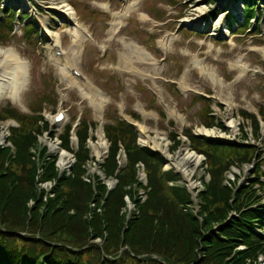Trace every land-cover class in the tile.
<instances>
[{"label":"rangeland","instance_id":"1","mask_svg":"<svg viewBox=\"0 0 264 264\" xmlns=\"http://www.w3.org/2000/svg\"><path fill=\"white\" fill-rule=\"evenodd\" d=\"M22 1L23 6L17 11L33 18L38 25L39 40L32 45L23 35V26L17 24L14 35L3 41L5 46L0 48L24 60L26 76L24 90L17 95L18 100L3 95L0 110L7 105L31 115L34 111L31 109L42 108L46 113L42 114L44 122L50 127L52 122L48 116L61 105L66 113V121L61 128L66 124H76L77 117L83 113L86 119L96 124L95 131H92L94 137L110 118L121 117L120 107L123 106L127 112L140 116L141 132L149 139L147 146L161 152L168 160L162 170L174 169L182 174L180 185L196 186V194L199 195L203 190L199 183L204 173L203 160L198 157L197 165L193 162L181 165L180 159L187 156L181 148L175 154L169 153L166 139L169 132L183 141L179 135L183 129H191L195 134L203 130L206 134L211 133L208 135L211 139L238 144L243 140L240 129L246 128L247 144L256 145L259 154L264 156V119L260 123L259 141L255 142L249 132L250 123L239 118L240 111L257 115L258 109L264 107V35L254 32L228 35L231 31L226 29L229 14L233 12L241 19L242 0H199L198 8L206 12L193 25L184 20L192 18L191 12L197 8L196 0H174L176 5L170 4L169 0H67L65 14L46 8L44 0ZM15 4L13 0H0L4 10L15 7ZM233 4L238 6V12L231 11ZM69 5L75 8V13L71 10L73 13L69 14ZM261 6L262 14V3ZM35 8L41 13H37ZM215 12L217 15L213 16ZM219 22L221 26L215 31ZM259 26L264 30V23ZM78 28L84 33L74 46ZM235 31L240 33L241 30ZM56 44L62 53L73 54L76 68L83 77L80 81L89 83L95 96L83 86L75 85L71 81V73L54 62L50 49ZM136 48L143 50L144 59L139 67L136 66L137 73L126 64L128 60L136 61L133 60ZM0 68L1 73V60ZM45 96L49 97L46 102L42 101ZM197 96H210L214 100L215 111V105L220 107L218 119L224 128L205 130L201 127L206 103L193 102ZM54 102L56 107L51 105ZM160 111L164 113L165 121L158 117L157 112ZM40 113L35 114L39 116ZM168 120L173 123L172 129L167 125ZM7 123L14 125L8 120L0 122V125L6 126ZM61 128H52L55 129L52 139L42 134L39 141L48 147L49 153L58 152V162L61 156L66 158V169L71 157L57 151V141H54ZM138 143L146 145L139 137ZM70 145H75L72 138ZM105 147L93 139L88 142L89 155L95 160V153L101 156ZM252 173L251 166L233 167L225 174V182L237 181L240 186H245L252 180L249 179ZM56 183L46 178L38 181L35 176L34 187L35 190L41 188L42 204L35 208V202L27 200L25 206L42 212L48 200L55 198ZM172 185L179 183L168 184ZM125 202L124 215L130 217L136 210L128 199L125 198ZM262 204L264 206V200ZM90 207L95 208L93 203ZM192 207L196 205H188L183 210L195 212ZM92 244L101 246L102 242L97 239ZM258 264H264V257L258 258Z\"/></svg>","mask_w":264,"mask_h":264},{"label":"trees","instance_id":"2","mask_svg":"<svg viewBox=\"0 0 264 264\" xmlns=\"http://www.w3.org/2000/svg\"><path fill=\"white\" fill-rule=\"evenodd\" d=\"M251 2L243 5L246 22L241 34L255 29L250 22L258 7ZM2 12L5 20L0 25V43L11 36L19 15L0 7V16ZM23 21H27L25 36L35 45L37 25L28 22L29 17L23 16ZM260 115L264 119V109ZM7 118L17 122L18 128L10 130L13 153L0 148V264H258V258L264 257V158L256 147L214 142L184 131L190 150L204 157L209 177L195 214L183 210L192 204L187 189L168 186L180 182L181 177L173 170L163 172L164 159L140 148L136 130L116 118L103 128L110 147L100 167L105 178L116 180V186L107 192L96 178L94 191L83 181L89 156L85 145L88 126L82 121L76 131L78 149L70 176L58 177L54 158L46 160L41 177L56 180L55 198L48 200L42 212H35L43 200L34 187L37 168L31 153L37 145L40 117H28L6 106L0 111V120ZM250 119L253 135L258 136V120ZM203 122L206 127L213 126L207 116ZM68 130L66 127L61 138L65 148ZM169 139L173 152L180 142L173 133ZM120 149L126 164L114 176ZM138 163L146 174L144 188L136 176ZM253 164V180L248 185L237 188V182L225 183L232 166ZM141 189L147 190L143 203L137 199ZM125 197L136 210L129 221L123 212ZM27 200L37 206L27 208ZM97 239L101 246L92 244Z\"/></svg>","mask_w":264,"mask_h":264},{"label":"bare ground","instance_id":"3","mask_svg":"<svg viewBox=\"0 0 264 264\" xmlns=\"http://www.w3.org/2000/svg\"><path fill=\"white\" fill-rule=\"evenodd\" d=\"M13 2H16V3L19 2L18 5L23 6L22 0H13ZM198 4H199V0H196L197 8L193 9V11L191 12L192 18L187 17L186 18L187 20H184V22H186L187 24L193 25L197 23L198 19L205 14L206 11L201 8H198ZM44 5L46 6V8L50 10L60 11L65 14L66 12H64V7H66L68 4H67V0H44ZM71 10H72L71 8H67V11L69 12V14L73 13ZM187 15L189 16V13H187ZM220 26H221L220 22L216 23L215 31H218ZM76 34L77 36L74 37L75 38L74 46H77L78 37L81 38L82 31L78 29ZM53 47L50 49V52L52 54V58L54 62L65 67L68 73L72 71L78 72L76 69V64L73 61V58H74L73 54L66 53L64 56L59 58L58 56L55 55V52L57 51L56 46H53ZM142 52H143L142 49L136 48L134 51L135 58L133 59V60L136 59V61L128 60L126 62L127 66L129 67L131 71L136 72V73L138 72L136 70L137 69L136 66L139 67L142 60H144L141 54ZM0 60L2 62V72L0 74V98L3 95L4 96L6 95L7 97L9 95L10 99L17 100L16 98L17 95L23 92L24 86H25L26 70L24 67V60L22 58L20 59V57H18L17 55H13V56H11V54L9 55L8 51L2 48H0ZM71 81H73V83L79 87L83 86L75 78H71ZM83 87L88 89L91 92L90 90L91 86L89 85V83L85 84ZM91 93L95 96V94L93 93V90ZM198 133L206 134V132H203V131L198 132ZM210 134L211 133H208L207 135H210ZM142 140H143L142 142H145L147 138H144ZM181 151H183V153L187 156V158L183 156V158L180 159L179 162L181 165L183 164L185 165V163L187 164V162H193V164L195 163V165H197V162H196L198 161L197 157H195L193 154H188L185 147H183ZM95 154H96L95 155L96 157H99L98 152ZM66 161H67L66 158L64 157L61 158V164H65Z\"/></svg>","mask_w":264,"mask_h":264}]
</instances>
